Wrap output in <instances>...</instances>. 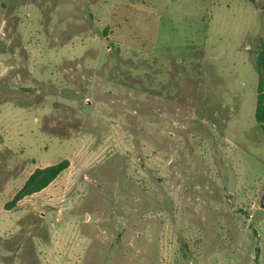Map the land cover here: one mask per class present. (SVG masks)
Instances as JSON below:
<instances>
[{
  "label": "rangeland",
  "instance_id": "1",
  "mask_svg": "<svg viewBox=\"0 0 264 264\" xmlns=\"http://www.w3.org/2000/svg\"><path fill=\"white\" fill-rule=\"evenodd\" d=\"M262 50L264 0H0V264H264Z\"/></svg>",
  "mask_w": 264,
  "mask_h": 264
},
{
  "label": "trees",
  "instance_id": "2",
  "mask_svg": "<svg viewBox=\"0 0 264 264\" xmlns=\"http://www.w3.org/2000/svg\"><path fill=\"white\" fill-rule=\"evenodd\" d=\"M258 77L257 101L255 109V120L264 131V50H262L257 59L256 66ZM69 165L67 160H63L56 165L45 168H37L25 181L22 188L15 195L12 203H16L25 196L41 191L47 187L62 171Z\"/></svg>",
  "mask_w": 264,
  "mask_h": 264
}]
</instances>
